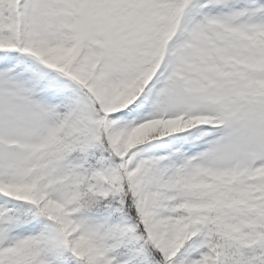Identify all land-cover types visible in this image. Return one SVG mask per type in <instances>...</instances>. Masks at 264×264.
I'll return each mask as SVG.
<instances>
[{
  "label": "snow or ice",
  "instance_id": "1",
  "mask_svg": "<svg viewBox=\"0 0 264 264\" xmlns=\"http://www.w3.org/2000/svg\"><path fill=\"white\" fill-rule=\"evenodd\" d=\"M0 264H264V0H0Z\"/></svg>",
  "mask_w": 264,
  "mask_h": 264
}]
</instances>
